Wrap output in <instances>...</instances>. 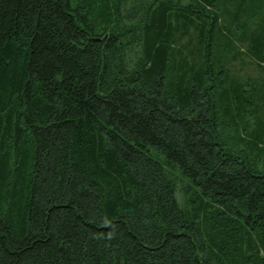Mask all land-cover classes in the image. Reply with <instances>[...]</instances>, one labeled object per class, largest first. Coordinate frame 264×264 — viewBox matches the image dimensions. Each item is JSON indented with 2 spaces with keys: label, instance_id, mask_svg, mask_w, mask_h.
<instances>
[{
  "label": "trees",
  "instance_id": "1",
  "mask_svg": "<svg viewBox=\"0 0 264 264\" xmlns=\"http://www.w3.org/2000/svg\"><path fill=\"white\" fill-rule=\"evenodd\" d=\"M0 264H264V0H0Z\"/></svg>",
  "mask_w": 264,
  "mask_h": 264
}]
</instances>
